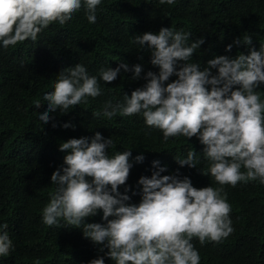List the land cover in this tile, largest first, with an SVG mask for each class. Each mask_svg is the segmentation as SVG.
I'll return each instance as SVG.
<instances>
[{
  "label": "clouds",
  "instance_id": "obj_1",
  "mask_svg": "<svg viewBox=\"0 0 264 264\" xmlns=\"http://www.w3.org/2000/svg\"><path fill=\"white\" fill-rule=\"evenodd\" d=\"M101 4L102 0H0V48L36 41L43 29L53 22L64 25L82 8L87 21L95 23ZM190 37V32L172 27L135 34L133 43L150 52V63L158 71L144 72L143 64L121 60L115 68L101 67L93 75L77 63L63 68L51 90L43 93L46 107L35 115L47 123L53 119L50 111L67 113L89 97L101 95V80L107 84L122 69L131 72L132 80L145 83L131 95L124 93L122 100L106 101L94 115L109 120L140 115L146 126L162 132L164 141L196 137L208 161L207 169L200 171L220 185L195 187L179 169L162 175L168 166L153 160L151 175H141L136 182L141 199L131 202L129 192L137 193L126 181L134 163L144 161L143 153L135 157L128 149L110 153L113 140L99 131L62 141L58 148L64 153L63 164L51 174L55 189L41 218L48 226L64 221L66 226L81 228L101 252L108 250L87 264H105V256L114 264H200L193 238L203 245L220 242L234 231L223 186L264 184V99L258 91L264 85V44L257 50L251 46V36L237 38L226 51L243 41L249 46L247 55H215L201 67L191 61L204 38L189 43ZM173 76L176 79L170 80ZM62 127L75 125L66 122ZM195 155L190 149L186 157L175 156V160L181 167H196ZM101 211L102 223L86 222ZM6 228L0 223V256L5 257L12 247Z\"/></svg>",
  "mask_w": 264,
  "mask_h": 264
},
{
  "label": "trees",
  "instance_id": "obj_2",
  "mask_svg": "<svg viewBox=\"0 0 264 264\" xmlns=\"http://www.w3.org/2000/svg\"><path fill=\"white\" fill-rule=\"evenodd\" d=\"M161 27L190 32L189 43L203 37L204 43L191 62L204 67L215 55H247L249 46L243 41L226 51L237 38L251 36V46L257 50L264 44V0H175L173 4L102 0L95 23L87 21L82 8L64 25L53 22L43 29L36 41L0 48V223L7 225L12 243L8 256H0V264H87L108 251L101 252L99 245L84 237L81 228L66 226L64 221L53 226L42 222V208L55 189L51 174L63 164L64 153L58 146L69 138L91 137L99 131L105 138L111 136L110 153L128 149L133 157L144 154V161L134 163L126 181L137 193L129 192L131 202L141 199L136 182L141 175H151L153 160L168 166L162 175L179 169L195 187H220L213 177L200 171L207 169L208 161L196 137L164 141L162 132L146 126L140 115H117L111 120L94 115L106 101L122 100L124 93L131 95L145 83L143 79L132 80L131 72L122 69L116 80L107 84L101 80V95L89 97L87 103L73 106L67 113L50 111L53 119L47 123L36 118L35 113L46 107L43 93L51 90L63 68L82 63L95 75L101 67L115 68L124 60L129 65L143 64L144 72L158 71L150 63V52L133 43V35L158 32ZM258 91L264 99V85ZM66 122L75 128L62 127ZM190 149L196 153V167H181L175 156L186 157ZM223 187L231 204L234 231L220 242L203 245L193 238L200 264H264V184L248 181ZM101 217L102 211L86 222L102 223ZM105 264L114 262L105 256Z\"/></svg>",
  "mask_w": 264,
  "mask_h": 264
}]
</instances>
